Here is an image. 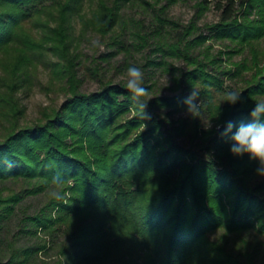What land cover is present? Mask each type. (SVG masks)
<instances>
[{
  "label": "trees",
  "instance_id": "trees-1",
  "mask_svg": "<svg viewBox=\"0 0 264 264\" xmlns=\"http://www.w3.org/2000/svg\"><path fill=\"white\" fill-rule=\"evenodd\" d=\"M123 1L100 0L85 18V0H0V183L13 184L0 187V264H33L51 247L52 264H264V176L258 161L230 152L241 124L264 122V113L251 116L264 100V51L257 44L264 0H217L222 16L206 25L208 33L192 22L174 41L156 42L148 65L170 70L173 84L163 94L144 79L151 95L143 98L151 117L144 120L133 114L125 82L80 91L71 52L75 17L105 36L121 25ZM208 1L200 0L202 10ZM211 37L233 45L221 54L249 47L250 57L227 68L208 46L195 51ZM39 63L68 78L70 95L44 121L21 125L17 92L31 86V67ZM245 70L251 74L243 87L225 84ZM235 90V103L223 99ZM192 91L213 124L202 132L199 118L173 117L188 110ZM228 123L232 132L222 136ZM188 135L197 141L183 142ZM57 174L65 181L59 188L51 183ZM41 193L47 198L37 209L23 207ZM19 232L35 240L20 244Z\"/></svg>",
  "mask_w": 264,
  "mask_h": 264
},
{
  "label": "rangeland",
  "instance_id": "rangeland-1",
  "mask_svg": "<svg viewBox=\"0 0 264 264\" xmlns=\"http://www.w3.org/2000/svg\"><path fill=\"white\" fill-rule=\"evenodd\" d=\"M100 0H85L83 12L86 17H91L96 10ZM111 3L113 0H106ZM200 0H125L123 1L120 14L122 17L121 25L117 31L103 36L89 28L84 20L75 17L73 19V47L71 49L74 58V69L79 79V90L92 92L98 90L107 82H127V68L135 65L140 67L144 73V79H152L155 82L157 92L163 94L171 93L172 72L165 67L148 65V60L156 58V53L152 51L156 42H172L179 37L180 32L192 22L202 28L204 33H208L207 24L216 23L221 19L222 9L216 6L217 0H209L206 7L202 10ZM238 3V2H237ZM239 5L236 4L238 10ZM165 17L170 22L163 23L159 17ZM253 16V15H252ZM179 32V34H178ZM196 32L192 33V38ZM181 35V34H180ZM116 39H121L123 44L120 47L115 43ZM93 41L96 43L93 44ZM228 40L210 38L196 52L208 46L211 55L222 57L223 67H232L233 62H238L245 57H250L249 47L233 53L221 54L219 51L228 50L233 47ZM258 46L264 51V37L257 42ZM156 55V56H155ZM48 60H56L49 54ZM168 62L184 68V61L177 57L167 58ZM31 86L24 87L17 92L20 104L24 107V113L19 117L21 125H31L45 120V115L60 107L66 97L70 95V81L64 75L55 76L51 66L43 63L35 64L31 67ZM251 71L245 70L241 76H226L225 84L234 88H241L245 84ZM264 99V97H263ZM200 106V101L196 103ZM175 119H185L189 121L193 118L188 110H182L173 114ZM200 119L203 128L213 126L212 122L206 117L205 113L196 116ZM194 117V118H196ZM220 124L215 126V132L220 130ZM2 127L0 126V132ZM181 140L186 144H194L192 136L182 137ZM257 178L255 177L254 180ZM2 186H13L10 182L0 183ZM47 194L41 193L25 198L22 202L23 207L29 211L37 209L44 203ZM18 231L15 225L11 228V235ZM20 244L33 242L34 237L19 232L16 234ZM4 253L0 247V256ZM262 253L264 255V246ZM57 256V248L51 247L46 253H40V257L33 264H52Z\"/></svg>",
  "mask_w": 264,
  "mask_h": 264
},
{
  "label": "clouds",
  "instance_id": "clouds-1",
  "mask_svg": "<svg viewBox=\"0 0 264 264\" xmlns=\"http://www.w3.org/2000/svg\"><path fill=\"white\" fill-rule=\"evenodd\" d=\"M96 42L93 41V44ZM127 82L126 89L131 93L132 100L136 102L133 108V114L138 115L142 120L150 119L144 112L146 107L145 100L143 98H150V92L143 86L144 73L140 67L135 65L127 68ZM199 91H192L189 98L185 101L188 105V111L193 117L199 116L200 108L197 104L193 103L195 97L199 95ZM240 95L239 90L228 91L223 93V99L235 103L238 96ZM261 113H264V100L256 101V108L251 113L254 121L259 118ZM142 131L145 130L146 125L141 126ZM233 125L228 123L225 131L221 133L222 136H227L232 132ZM232 145L230 152L235 156H242L247 154L250 159L259 162L258 174L264 176V122H253L249 124H241L237 130L231 135ZM51 183L56 184L58 188L62 186L65 181L60 179L59 174L52 178ZM50 197L57 200L64 199L59 191H51Z\"/></svg>",
  "mask_w": 264,
  "mask_h": 264
}]
</instances>
